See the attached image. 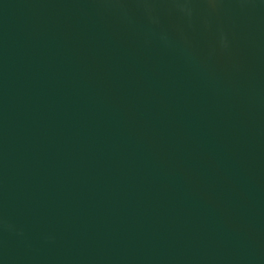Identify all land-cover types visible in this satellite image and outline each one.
I'll return each mask as SVG.
<instances>
[{
	"label": "water",
	"instance_id": "95a60500",
	"mask_svg": "<svg viewBox=\"0 0 264 264\" xmlns=\"http://www.w3.org/2000/svg\"><path fill=\"white\" fill-rule=\"evenodd\" d=\"M0 264H264V0H0Z\"/></svg>",
	"mask_w": 264,
	"mask_h": 264
}]
</instances>
